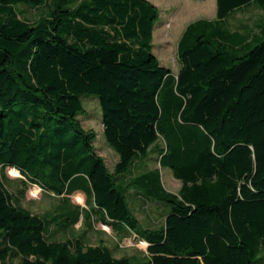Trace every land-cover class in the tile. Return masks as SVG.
Masks as SVG:
<instances>
[{
    "label": "trees",
    "instance_id": "1",
    "mask_svg": "<svg viewBox=\"0 0 264 264\" xmlns=\"http://www.w3.org/2000/svg\"><path fill=\"white\" fill-rule=\"evenodd\" d=\"M45 1L0 0V264H264V19L228 23L264 0H216L215 18L188 23L176 73L154 52L152 1L56 0L34 21L16 9ZM82 94L99 98L113 170L79 117ZM153 153L159 165L148 168ZM164 167L178 192L164 186ZM6 168L60 196L62 211L21 204ZM133 190L165 205L163 224H142ZM84 211L135 233L148 255L116 256L85 233L52 238Z\"/></svg>",
    "mask_w": 264,
    "mask_h": 264
},
{
    "label": "rangeland",
    "instance_id": "2",
    "mask_svg": "<svg viewBox=\"0 0 264 264\" xmlns=\"http://www.w3.org/2000/svg\"><path fill=\"white\" fill-rule=\"evenodd\" d=\"M56 0H46L42 5L34 6L25 2L16 4V9L22 16L31 21L47 15L55 7ZM160 9V17L154 28V52L164 66L171 68L175 73L180 68L178 57V41L184 28L193 20L201 17L215 18L217 13L216 0H150ZM264 19V11L256 5H249L244 10L235 13L229 18V26L232 29H244L255 27V24ZM85 111L79 117L87 129H94L97 133L95 145L104 156L111 170L114 169L119 160L118 152L107 142L102 125V109L99 98L93 94H82L81 96ZM148 168L157 167L158 155L153 153L147 159ZM6 183L19 198V202L31 211L43 214L45 212L57 213L63 209L61 197L54 193L46 192L40 186L23 181L20 173L14 169L5 170ZM123 178V177H122ZM121 178V179H122ZM162 180L164 186L173 192H178L182 181L177 179L169 167L162 168ZM26 188L25 194L21 189ZM131 206L136 211L144 226H159L163 224L166 214L165 205L146 199L133 190L130 193ZM75 204L87 208V197L82 192L71 195ZM84 217L74 225L73 213L67 215L68 219L62 220L51 228L53 239H65L73 235L85 233L87 243H105L109 245L116 256L128 255L135 258H143L148 255L147 243L135 233H117L112 226L99 221L97 216H88L84 211ZM16 258L11 261L15 263Z\"/></svg>",
    "mask_w": 264,
    "mask_h": 264
},
{
    "label": "crops",
    "instance_id": "3",
    "mask_svg": "<svg viewBox=\"0 0 264 264\" xmlns=\"http://www.w3.org/2000/svg\"><path fill=\"white\" fill-rule=\"evenodd\" d=\"M106 225H108V224H106Z\"/></svg>",
    "mask_w": 264,
    "mask_h": 264
}]
</instances>
